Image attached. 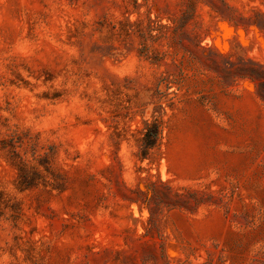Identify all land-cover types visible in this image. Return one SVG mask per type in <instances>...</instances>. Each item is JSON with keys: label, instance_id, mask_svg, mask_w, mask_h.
<instances>
[{"label": "rangeland", "instance_id": "rangeland-1", "mask_svg": "<svg viewBox=\"0 0 264 264\" xmlns=\"http://www.w3.org/2000/svg\"><path fill=\"white\" fill-rule=\"evenodd\" d=\"M0 264H264V0H0Z\"/></svg>", "mask_w": 264, "mask_h": 264}]
</instances>
